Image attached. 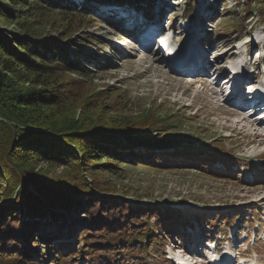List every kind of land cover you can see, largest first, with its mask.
I'll return each instance as SVG.
<instances>
[{"label":"rangeland","instance_id":"1","mask_svg":"<svg viewBox=\"0 0 264 264\" xmlns=\"http://www.w3.org/2000/svg\"><path fill=\"white\" fill-rule=\"evenodd\" d=\"M186 1L152 0L150 11H158L163 35L171 36L175 47L178 50L180 47L182 54L178 53V57L188 58L183 50L188 44L196 45L200 66L206 69L205 77H191L189 72H185L188 67L184 73L175 70V62L162 59L155 46L146 52L139 51L136 44L130 45L133 36L119 27L110 26L106 19L100 18L106 15L100 11L103 8L95 10L93 4L71 6L80 16H91L93 19L52 12L42 18L38 26L40 30H47L59 44L68 46L62 39L64 35H59L67 25V38L82 47L84 52L76 57L81 65L91 70L86 79L91 92H86L84 96L88 94L93 99L103 96L91 112L97 115L107 112L101 118L125 116L143 119L158 115L163 125L155 128L160 130L165 127L164 124L172 126L177 135H187L188 140L184 142L187 146L201 149L208 144L209 149L215 150L216 146L227 153L220 155L216 164L211 162L210 168L217 170L211 173L208 168L193 165L199 161L198 158H184L178 154L179 144L161 143L152 151L160 152L169 160L159 167L152 165L154 156L150 150L144 159L147 157L151 162L140 166L115 164L112 175L100 173L99 176L114 190L104 193L107 199L117 202L113 205L128 204L133 208L161 210L163 217H167L165 222L169 223L166 230L157 233L160 244L143 255L131 257L133 263L128 264H170L168 257L177 252L175 249L178 246L180 254L183 251L198 253L195 257L199 262L192 264H211L214 253H204L202 247L196 245L199 241L203 243V234L204 239L215 240L216 252H230L233 259L242 255L247 264H264V122H257L258 114L252 118L248 111L235 115L237 112H233L239 111L236 102L226 97L227 86L237 84L235 81H240L242 77L246 79L238 87L242 88L244 83L246 91L247 83H252L257 91L264 92V21L260 20L256 10L259 4L251 3L248 7L247 0ZM69 2L64 0L67 5ZM144 6L143 3L135 10L141 12ZM1 22L5 23V20L1 19ZM4 30L8 31V28L0 26L2 34ZM69 54L74 58L72 50ZM217 76L219 83L214 86ZM68 78L81 77L74 73H66L62 77L64 80ZM229 79L230 83L227 82ZM75 106V114L78 115L79 105ZM244 115L254 123H260L256 134L248 121L237 122ZM158 138L156 141H161L160 135ZM205 157L206 154H202L201 159ZM209 158L207 156L206 160ZM97 167L105 168L106 164ZM60 170L61 166L56 168V172ZM4 175V171H0V178ZM0 180L1 186L5 187V181ZM21 187L22 184L18 188ZM14 199L3 196L0 190L1 219ZM75 211L56 210L57 217L53 215L55 213L47 217L39 216L41 226L32 233V246L37 243V250L30 245L31 240L27 236L15 240L23 243L37 260L46 243L44 239H36L35 235L53 237L49 245L59 243L64 254L73 252L71 260L61 264H82L76 251L81 249L78 247L79 240H82L80 232L87 227L88 218L82 210ZM21 217L24 220L33 218L28 215ZM174 230L182 234L181 239L174 236ZM20 231L25 232L23 229ZM11 239L14 237L9 236ZM161 246L163 250H160ZM100 261L89 260L86 264H102ZM103 263L106 264L104 260ZM44 264L57 263L48 260Z\"/></svg>","mask_w":264,"mask_h":264},{"label":"trees","instance_id":"2","mask_svg":"<svg viewBox=\"0 0 264 264\" xmlns=\"http://www.w3.org/2000/svg\"><path fill=\"white\" fill-rule=\"evenodd\" d=\"M105 1L120 2L133 8L144 3V10L151 15L149 3L152 0H87L84 4L97 6ZM190 1L195 0L186 2ZM251 3L259 4L256 10L260 20L264 21V0H247L248 7ZM72 9L64 0H0V26L8 28L3 34L0 32V171L5 173L0 179L6 185L1 186L0 180V190L3 196L15 198L4 218H0V264H44L48 260L68 263L73 252L64 254L59 243L49 245L53 237L35 235L36 239H44L46 243L37 260L15 238L27 236L32 246V233L41 226L39 216L55 213L53 215L57 217L56 210L71 212L77 209L88 218L87 227L80 232L82 240L78 247L82 250L76 251L82 264L89 260H102V264H105L103 260L106 264H128L131 257L143 255L158 246L161 240L157 233L166 230L169 223L165 222L167 217H163L161 210L113 205L117 202L107 199L104 193L114 190L99 176L100 173L112 175L115 164L140 166L153 159L152 165L159 167L169 160L160 152L152 151L161 143L179 144L178 154L184 158H198L193 165L208 168L211 173L217 171L210 168L211 162L219 161L220 155H227L216 146L215 150L209 149L208 144L201 149L187 146L184 144L187 135H177L167 124L158 130L155 127L163 125L158 115L143 119L101 118L107 112L98 115L91 112L103 96L94 98L95 101L88 94L84 96L91 92L86 80L91 70L81 65L76 57L84 52L82 47L67 38V25L59 35H64L62 39L68 46H62L47 30H40L38 26L52 12L93 19L80 16ZM51 22L55 23L54 20ZM234 27V30L238 29ZM70 50L75 54L74 58L70 57ZM66 73L81 78L64 80L62 77ZM75 104L79 105L78 115ZM159 135L161 141L157 142ZM150 150L154 157L144 159ZM202 154H206L204 160ZM207 156L210 157L208 161ZM101 164L106 167H97ZM60 166V172H56ZM21 215L33 218L24 220ZM176 232L174 230L175 235ZM9 236L14 239L9 240ZM32 247L37 250L38 244Z\"/></svg>","mask_w":264,"mask_h":264},{"label":"bare ground","instance_id":"3","mask_svg":"<svg viewBox=\"0 0 264 264\" xmlns=\"http://www.w3.org/2000/svg\"><path fill=\"white\" fill-rule=\"evenodd\" d=\"M70 3H72V2H70ZM95 8V10H97V8L96 7H94ZM138 14H136V16H137ZM139 19V18H138ZM131 41V40H130ZM129 43V42H128ZM191 44H188L186 47H185V49H184V47L182 48V50H183V53L185 54H188V60H183V57L181 58V57H178L179 56V54L181 53L180 51V47H179V50L177 51V49H176V51H174V50H170L171 51V53L169 54V59H170V61L171 62H175L176 64H183V63H190V62H193V61H195L196 59H197V57H198V54L196 55V53L197 52H199L198 51V49H196L195 50V48H196V45H194L193 44V46H191ZM190 47V50H188V48ZM201 47H202V45H201ZM179 53V54H178ZM201 53V52H200ZM182 54V53H181ZM182 56V55H181ZM218 78H219V76H217L216 78H215V80H214V83H213V85L214 86H217V83H219L217 80H218ZM231 79H233V77L231 78ZM231 79H229L227 82L228 83H230L231 81ZM221 81V80H220ZM226 82V83H227ZM235 84V83H234ZM252 83H247V85H249V89H252L253 87L252 86H254V85H251ZM219 85V84H218ZM231 90H232V92H236L237 91V94L240 96V102H241V106H239V108H238V110L239 111H234L233 109H231L232 111H234L233 113H235V112H237V113H235V115L236 114H238V112H240V114L241 113H243L244 111H245V106H246V100L244 99V97H243V95L241 94V92H239L238 90H240L236 85H232V88H231ZM216 93V92H215ZM216 94H218V93H216ZM259 96H261V97H263V95L262 94H258ZM228 98V100H231L229 97H227ZM227 100V99H226ZM227 100V101H228ZM249 99H247V101H248ZM229 102V101H228ZM262 103V102H261ZM261 104L260 105H256L255 106V109L254 110H256L257 108H261ZM234 108V107H233ZM231 111V112H232ZM263 111V110H262ZM261 111V112H262ZM260 115H262V114H260ZM263 117H264V115H262ZM249 118V119H248ZM240 121H248V124L253 128V130L255 131V130H257V129H260V123L258 124V123H254L253 121H251L250 120V117L248 116V117H246L245 115H244V117H241L240 119H238V121L237 122H240ZM255 134L257 133L256 131L254 132ZM179 249V248H178ZM206 249H207V252L206 253H208L209 252V248H208V246L206 247ZM183 256H185V257H188V254L187 253H185V255L184 254H182V257ZM246 262H247V260H246ZM239 263V262H238ZM248 263V262H247Z\"/></svg>","mask_w":264,"mask_h":264}]
</instances>
